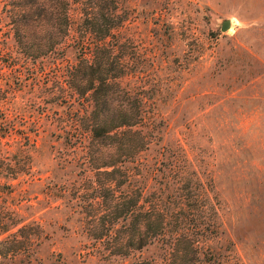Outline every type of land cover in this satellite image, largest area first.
I'll use <instances>...</instances> for the list:
<instances>
[{
  "label": "rangeland",
  "instance_id": "1",
  "mask_svg": "<svg viewBox=\"0 0 264 264\" xmlns=\"http://www.w3.org/2000/svg\"><path fill=\"white\" fill-rule=\"evenodd\" d=\"M32 1L0 0V212L17 222L0 240L19 242L0 264H264V0H68L70 36L39 58L13 37L52 32ZM113 7L145 145L99 171L91 153L112 148L65 76L86 18ZM156 213L163 235L138 250Z\"/></svg>",
  "mask_w": 264,
  "mask_h": 264
},
{
  "label": "trees",
  "instance_id": "2",
  "mask_svg": "<svg viewBox=\"0 0 264 264\" xmlns=\"http://www.w3.org/2000/svg\"><path fill=\"white\" fill-rule=\"evenodd\" d=\"M51 1L52 3L48 4L45 0H33L27 11H24L30 18L34 15L45 18L48 15L53 20V30L50 34L35 30L31 32L20 26L15 28L13 33L16 44H20L25 53L34 58L54 52L57 46H61L62 41L70 36L72 30L69 1ZM98 2L100 0L96 3ZM123 22V17L116 12L115 7L89 14L86 18L87 25L76 40L80 53L77 63L65 76L68 88L75 95L89 99L90 111L84 117L88 134L100 145L112 148V154L108 157H103L98 152L91 153L92 169L99 171L114 168L118 163L137 154L145 145V135L142 131L146 122L145 113L140 109V103L134 101L120 84L125 75V67L115 52L120 44L117 34ZM116 204V209L121 206L118 210L119 217L126 218L131 214L132 207L138 205V201H132L129 207L128 200L124 198L122 204ZM16 225L17 222L5 218L0 212V236L8 232L9 227ZM164 226V219L159 213H156L154 220H151L149 214L144 220L137 222V249L141 250L146 241L151 242L162 236ZM17 244L19 242L16 239L11 242L0 240V261L15 253V250L10 249H15Z\"/></svg>",
  "mask_w": 264,
  "mask_h": 264
},
{
  "label": "water",
  "instance_id": "3",
  "mask_svg": "<svg viewBox=\"0 0 264 264\" xmlns=\"http://www.w3.org/2000/svg\"><path fill=\"white\" fill-rule=\"evenodd\" d=\"M229 27H230V22L228 20H225L222 22L221 31H226Z\"/></svg>",
  "mask_w": 264,
  "mask_h": 264
}]
</instances>
